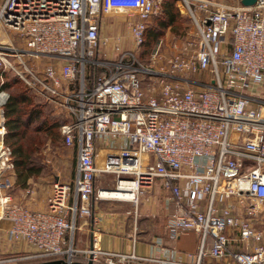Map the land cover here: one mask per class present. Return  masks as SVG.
<instances>
[{
  "label": "built area",
  "instance_id": "2783aa9c",
  "mask_svg": "<svg viewBox=\"0 0 264 264\" xmlns=\"http://www.w3.org/2000/svg\"><path fill=\"white\" fill-rule=\"evenodd\" d=\"M182 1L194 37L174 44L157 68L162 39L144 65L121 49L119 34L104 31L103 19L133 17L128 35L138 47L163 0H3L0 25L23 46L0 45V69L65 113L60 132L77 160L71 180L52 182L45 209L15 202L9 192L14 161L5 142L9 93L0 88V221L8 223L9 240L34 248L0 264L75 259V217L93 215L97 199L136 202L155 178L170 192L168 237H198L196 251L185 254L190 261L176 251L148 258L95 244L81 251L84 261L264 264L262 233L253 221L264 202V0ZM40 58L47 62L39 70ZM144 76L152 83L144 85ZM106 175L114 186L97 187Z\"/></svg>",
  "mask_w": 264,
  "mask_h": 264
},
{
  "label": "crops",
  "instance_id": "0c3cea01",
  "mask_svg": "<svg viewBox=\"0 0 264 264\" xmlns=\"http://www.w3.org/2000/svg\"><path fill=\"white\" fill-rule=\"evenodd\" d=\"M2 2L3 0L0 5ZM6 71L8 70L0 69V88H2L1 84L3 83ZM28 87L36 97L41 99V96L39 97L32 87ZM260 93L264 97V84L260 88ZM40 101L50 108L52 114L60 115L63 119L67 120L65 113L59 110L58 107L53 104L50 105L46 100L42 101L41 99ZM61 138V144L64 145L62 135ZM46 146L57 147L49 143ZM74 151L73 171L75 175L77 160L75 148ZM52 173H54V169L41 161L40 171L35 175H31L24 184H20L17 181L18 176L14 167V170L10 174L12 187L9 189L13 200L30 209H45L47 198L51 192L52 182L57 178H61L60 175ZM47 177H50V182H48ZM43 180L48 184L43 186L41 184ZM96 186L113 187L114 180L112 175H106L98 179ZM169 194V190L163 185V180L155 178L149 186L143 187V192L139 194L136 202L110 198L93 201V215H77L75 217L72 244L74 248L80 250L76 256V260L84 261L85 257L81 251H86L95 244V246L103 251L133 253L138 257L148 258L166 257L171 255V251H176L175 257H180L184 261H190L185 254L196 251L198 237L194 232L185 233L176 239L168 237L167 219L173 208L172 204L167 201ZM4 222L5 224L2 225L0 223V254L11 256L33 252L34 248L25 242L11 241L7 238L5 231L8 223ZM93 236H95V243ZM67 237H70V234ZM133 264L155 263L151 261L138 263L135 261Z\"/></svg>",
  "mask_w": 264,
  "mask_h": 264
},
{
  "label": "trees",
  "instance_id": "16d2710c",
  "mask_svg": "<svg viewBox=\"0 0 264 264\" xmlns=\"http://www.w3.org/2000/svg\"><path fill=\"white\" fill-rule=\"evenodd\" d=\"M174 1L163 0V17H158L155 24L146 27L144 45L148 46L158 40L166 27L177 22L179 13ZM1 87L9 93L4 105L5 142L12 150L17 181L24 184L31 175L37 174L41 169V148L48 143L52 146H60L62 143L60 126L66 120L60 115L52 114L50 108L42 103L17 75L6 71Z\"/></svg>",
  "mask_w": 264,
  "mask_h": 264
},
{
  "label": "rangeland",
  "instance_id": "374dc122",
  "mask_svg": "<svg viewBox=\"0 0 264 264\" xmlns=\"http://www.w3.org/2000/svg\"><path fill=\"white\" fill-rule=\"evenodd\" d=\"M2 0H0L1 3ZM218 3L224 4V5H236L237 0H215ZM174 5L177 9V12L179 13V18L177 22L174 25H170L164 29L163 34L158 38L162 39L164 41L163 47H162V53L163 56L157 59L155 66L159 68L161 65H165V57H168L171 55L174 51L175 48L173 47L174 44H177L178 47H181V44L189 39H193L194 37V27L187 16L185 9L182 7V4L184 3L182 0H175ZM157 16V17H156ZM162 16V6L160 9L151 16L148 24H155V20L158 17ZM163 17V16H162ZM133 17H128L125 15L121 14H113L109 17H105L103 19V29L106 33L108 34H116L119 37H121V49L124 50H130L136 60L144 65H147L150 60H151V54L153 49L155 48L156 40L155 42L149 44L148 46L144 45L143 43L135 47V43L132 38L128 35V28L129 24H127L128 21H130ZM152 19V20H151ZM9 38V40H8ZM11 38V39H10ZM13 45L17 48H20L23 46L22 41L18 38L17 34L12 31L5 29L0 25V45L1 46H6V45ZM165 45V46H164ZM183 45V44H182ZM177 50V49H176ZM47 62V59L45 58H40L38 60V63L36 64L37 69H41L42 65H44ZM8 72L12 73L13 72L8 69ZM141 76V74H140ZM199 76H203L199 75ZM144 85L147 83H152L151 79H148L147 76L142 77ZM40 97V96H39ZM38 98V97H37ZM42 101L45 99L40 97ZM39 99V98H38ZM39 99V100H41ZM50 105H52L50 103ZM51 145V144H50ZM74 148L73 147H67L64 146L63 144H60V146H57L55 148H52L50 146H44V148H41L40 150V155H41V161L45 165H49V167H52L54 169V173L52 174H57L60 175L61 180H70L72 179L74 175L73 171V162H74ZM13 159V156H12ZM53 177V176H52ZM51 177V178H52ZM113 177V176H112ZM48 182H50V177H47ZM41 184L47 185L45 181L43 180ZM260 211L257 214V216L254 217V226L261 231L262 233V238L264 241V202L259 205ZM1 225L5 224L4 221H0ZM9 257V255L5 256L3 254H0V258H5ZM1 264H11V263H1ZM17 264V263H16ZM20 264V262H18Z\"/></svg>",
  "mask_w": 264,
  "mask_h": 264
},
{
  "label": "water",
  "instance_id": "95a60500",
  "mask_svg": "<svg viewBox=\"0 0 264 264\" xmlns=\"http://www.w3.org/2000/svg\"><path fill=\"white\" fill-rule=\"evenodd\" d=\"M240 2L244 5H250L253 4L255 0H240ZM20 264H94V263L90 259H88L87 261H81L75 259L69 260L64 258H53V259L32 261V262H26Z\"/></svg>",
  "mask_w": 264,
  "mask_h": 264
},
{
  "label": "bare ground",
  "instance_id": "6f19581e",
  "mask_svg": "<svg viewBox=\"0 0 264 264\" xmlns=\"http://www.w3.org/2000/svg\"><path fill=\"white\" fill-rule=\"evenodd\" d=\"M107 195H113L112 193L114 192H111V191H106Z\"/></svg>",
  "mask_w": 264,
  "mask_h": 264
}]
</instances>
